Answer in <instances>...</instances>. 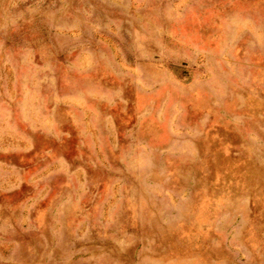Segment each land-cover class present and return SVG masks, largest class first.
Listing matches in <instances>:
<instances>
[{"label": "rangeland", "instance_id": "1", "mask_svg": "<svg viewBox=\"0 0 264 264\" xmlns=\"http://www.w3.org/2000/svg\"><path fill=\"white\" fill-rule=\"evenodd\" d=\"M0 264H264V0H0Z\"/></svg>", "mask_w": 264, "mask_h": 264}]
</instances>
